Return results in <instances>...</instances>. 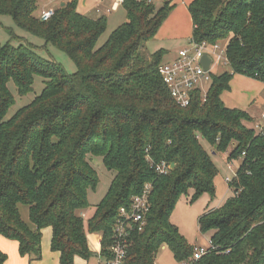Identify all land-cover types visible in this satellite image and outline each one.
Here are the masks:
<instances>
[{
    "label": "trees",
    "instance_id": "16d2710c",
    "mask_svg": "<svg viewBox=\"0 0 264 264\" xmlns=\"http://www.w3.org/2000/svg\"><path fill=\"white\" fill-rule=\"evenodd\" d=\"M173 1L161 0L158 7L148 0H125L126 22L98 47L105 17L80 14L76 0L48 21L35 17L37 0H0V16L42 36L77 68L67 74L28 45L0 43V235L15 241L19 255L30 262L41 259L47 228L59 264L95 256L82 217L90 208L88 192L99 181L88 159L94 156L115 172L87 221L88 231L101 235V256L113 243L119 208H128L149 185L146 225L129 234L124 264H153L161 247L177 263L264 264V131L256 134L247 125L254 119L221 100L235 75L264 85V0L187 5L193 42L223 45L229 71L213 75L205 101L196 94L186 108L173 101L158 73L164 52L150 57L143 52ZM35 77L43 80L40 94L5 120L15 104L8 85L26 96ZM211 153L226 154L227 163L239 165L227 184L231 195L198 218L199 232L212 246L191 261L195 246L170 216L180 196H189L191 203L203 194L214 197L218 170ZM161 164L168 166L166 174L156 173ZM6 259L0 251V264Z\"/></svg>",
    "mask_w": 264,
    "mask_h": 264
},
{
    "label": "rangeland",
    "instance_id": "374dc122",
    "mask_svg": "<svg viewBox=\"0 0 264 264\" xmlns=\"http://www.w3.org/2000/svg\"><path fill=\"white\" fill-rule=\"evenodd\" d=\"M71 1L72 0H37L38 6L34 15L36 18L40 19V14L44 10L51 8L55 11L63 8ZM76 1L77 4L78 2L80 4L81 0ZM182 1L185 2L186 6L185 4H182ZM86 2V7L82 9L80 8V5H77V8L80 11L87 13L91 18L104 16L106 20V29L97 43V46L99 47L105 43L109 35L117 27L126 22V11L123 6H120L116 10L106 14L105 10L109 8V3L104 2L99 6L96 4L95 0H86ZM189 2L190 0H174L173 10L159 28L156 36L148 41L143 48V52L147 57L162 50L164 52L163 62H166L171 60L172 56L174 58L179 50L192 48L189 43V40L192 37V23L187 9ZM154 4L159 7L161 1L155 2ZM96 9H99L100 13H96ZM0 43H10L13 46L19 44L28 45L34 50L37 56L44 60L59 64L67 74H73L77 70L74 62L66 54L55 48L52 44L46 43L42 36L19 26L10 16H0ZM228 71V65L214 66L211 73L213 75H219ZM8 87L15 98V104L9 109L5 120L11 118L18 109L28 105L36 96H38L42 91L44 84L40 77H35L32 91L22 97L17 95L16 88L12 83H10ZM263 87V84L259 81L247 78L243 75H235L230 82L229 91L222 93L221 100L226 107L237 108L259 118L260 113L264 110ZM247 125L249 127L251 126V124ZM206 145L207 144L204 143V146ZM211 158L218 170L217 176L214 179V197L211 198L208 194H203L196 201L191 203L189 196H180L170 216L171 223L178 228L180 235L183 236L186 242L191 246L208 245V235H202L199 232L198 218L206 211L221 206L231 195V191L225 181L226 178L231 179L233 177V173L228 169L227 155H212L211 153ZM88 159L90 160V164L94 167V170L97 172L99 181L95 190L88 192L87 200L90 204V208L83 212V222L87 233V242L90 251L96 253L99 250L98 238L100 234L89 232L87 229V221L90 219L95 206L101 201L107 192L115 172L108 171L104 167L102 159L99 157L88 156ZM232 165L234 171H236L237 163H232ZM23 216L26 218L25 212L23 213ZM46 241L47 233L45 232L43 233L42 243ZM18 257L27 258L20 256L19 252ZM39 261H43V264H58L56 255L51 253L49 248L46 249L44 255L42 246L41 259ZM86 264H98V258L92 256L87 260ZM153 264H177V262L168 248L161 247L155 253Z\"/></svg>",
    "mask_w": 264,
    "mask_h": 264
},
{
    "label": "built area",
    "instance_id": "2783aa9c",
    "mask_svg": "<svg viewBox=\"0 0 264 264\" xmlns=\"http://www.w3.org/2000/svg\"><path fill=\"white\" fill-rule=\"evenodd\" d=\"M100 5L104 2H108L109 8L105 10L106 14L116 10L122 6L125 0H96ZM149 2H158L161 0H148ZM96 13H100L99 9H96ZM54 14L53 9H46L40 14L41 21H48ZM189 43L191 49H181L177 52V55L169 61L163 62L159 68L158 73L165 85L170 97L181 108H186L190 105L194 96L199 94L202 101H205L206 95L210 89L212 83L211 70L214 66H226L228 62L225 58L224 48L216 44L201 43L196 44L190 38ZM207 55L212 59L210 69L205 71L200 64L201 58ZM251 129L256 134H262L264 131V110L260 113V117L254 123H251ZM245 156L242 153L243 157ZM241 159V158H240ZM232 163H228V169L233 173L231 179L226 178L227 184L236 177V171L233 169ZM168 166L165 164L157 165L155 171L158 174H166ZM149 195L150 186L146 185L140 195L132 198L131 204L128 208L121 207L118 210V218L113 225V243L110 246L107 256H101L100 252L97 254L98 264H124L128 244L129 234L132 232H142L146 225V216L149 213ZM211 243L208 242L207 246H195L193 257L191 261H197L202 256L209 252ZM177 264H189V262H180Z\"/></svg>",
    "mask_w": 264,
    "mask_h": 264
},
{
    "label": "crops",
    "instance_id": "0c3cea01",
    "mask_svg": "<svg viewBox=\"0 0 264 264\" xmlns=\"http://www.w3.org/2000/svg\"><path fill=\"white\" fill-rule=\"evenodd\" d=\"M95 2H96V4H97V1L95 0ZM190 2H191V0H190ZM189 2V3H190ZM106 3H108V2H106ZM173 3H174V1H173ZM182 4H185V2L184 1H182ZM77 5H80V8H84V7H86L87 6V2H86V0H81L80 1V4H79V2H78V4ZM98 5V4H97ZM100 6V5H99ZM185 6H186V4H185ZM78 7V6H77ZM77 11L80 13V14H83V15H87V16H89L87 13H85V12H82V11H80L78 8H77ZM172 58H173V56H172ZM171 58V59H172ZM264 86V85H263ZM264 88V87H263ZM264 104V103H263ZM227 108H229V107H227ZM230 109H237V108H230ZM240 110V109H239ZM246 112V111H245ZM247 113V112H246ZM252 119H254V121H257L259 118L258 117H256V116H253V115H251V114H249V113H247ZM94 211H95V209L93 210V212H92V215H91V217L93 216V214H94ZM84 216V213L82 214V217ZM90 217V218H91ZM47 233V241L46 242H44V243H42V239H43V233ZM51 229L50 228H47V229H44V230H42V238H41V246L43 247V251H44V255H45V251H46V249H50V241H51ZM88 241V240H87ZM98 241H99V250L96 252V253H94L95 254V256H97V254L100 252V241H101V235L99 236V238H98ZM44 245V246H43ZM88 247H89V244H88ZM90 249V248H89ZM0 251L3 253V254H5L6 255V257H7V259H6V262H5V264H43V261H39V262H37V261H32V262H30L27 258H20V257H18V244L15 242V241H11V240H8V239H5L4 237H2L1 235H0ZM51 253H53V252H51ZM54 255H56V259H57V263L59 264V254L58 253H53ZM28 260V261H27ZM85 260H82V259H80L79 257H75L74 258V264H86V262L87 261H85Z\"/></svg>",
    "mask_w": 264,
    "mask_h": 264
},
{
    "label": "water",
    "instance_id": "95a60500",
    "mask_svg": "<svg viewBox=\"0 0 264 264\" xmlns=\"http://www.w3.org/2000/svg\"><path fill=\"white\" fill-rule=\"evenodd\" d=\"M211 63H212V59L207 55H204L200 60V64L205 71H208L210 69ZM173 167H174V165L172 164L171 168H173Z\"/></svg>",
    "mask_w": 264,
    "mask_h": 264
}]
</instances>
